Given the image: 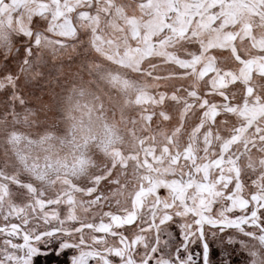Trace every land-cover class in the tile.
<instances>
[{
  "label": "snow or ice",
  "instance_id": "6c2138e0",
  "mask_svg": "<svg viewBox=\"0 0 264 264\" xmlns=\"http://www.w3.org/2000/svg\"><path fill=\"white\" fill-rule=\"evenodd\" d=\"M264 264V0H0V264Z\"/></svg>",
  "mask_w": 264,
  "mask_h": 264
},
{
  "label": "rangeland",
  "instance_id": "374dc122",
  "mask_svg": "<svg viewBox=\"0 0 264 264\" xmlns=\"http://www.w3.org/2000/svg\"><path fill=\"white\" fill-rule=\"evenodd\" d=\"M38 264H46V262L44 261L43 258H38ZM47 264H53V258H50V259L47 261Z\"/></svg>",
  "mask_w": 264,
  "mask_h": 264
}]
</instances>
